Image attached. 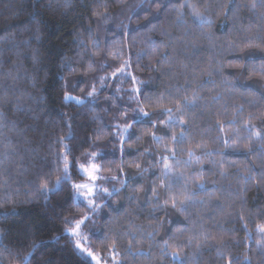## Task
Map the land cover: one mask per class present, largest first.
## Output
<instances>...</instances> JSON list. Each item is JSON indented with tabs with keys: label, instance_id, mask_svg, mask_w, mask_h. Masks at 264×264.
<instances>
[{
	"label": "trees",
	"instance_id": "1",
	"mask_svg": "<svg viewBox=\"0 0 264 264\" xmlns=\"http://www.w3.org/2000/svg\"><path fill=\"white\" fill-rule=\"evenodd\" d=\"M193 9L212 23L198 27ZM262 58L260 0H0V264H24L29 253L30 264H82L69 230L84 216L103 261L173 264L161 255L167 240L186 264H264ZM125 61L127 74L114 78ZM65 92L84 103H66ZM137 100L184 123H132ZM69 130L71 180L45 194L41 185L62 175L58 139ZM93 149L98 184L111 193L95 211L72 187L88 181L78 165ZM165 163L183 178L177 207L185 184L191 195L184 215L153 203L154 187L161 204L168 198Z\"/></svg>",
	"mask_w": 264,
	"mask_h": 264
},
{
	"label": "snow or ice",
	"instance_id": "2",
	"mask_svg": "<svg viewBox=\"0 0 264 264\" xmlns=\"http://www.w3.org/2000/svg\"><path fill=\"white\" fill-rule=\"evenodd\" d=\"M66 4H67V0H66ZM260 4L262 7H264V0H260ZM181 7H184V5H182ZM190 7V5H189ZM253 8L256 7V4L254 3L252 5ZM182 16V13H181ZM192 16L194 18V23H196V25L198 27L203 28L205 25H210L212 23L211 19L204 15L202 12L198 11L197 9H193L192 10ZM178 20L181 24L184 23L183 19L178 17ZM249 44H251V41H248ZM98 51H94L93 55H97ZM110 55H113L114 57L116 56V53H109ZM34 55H36V53H34ZM264 59V58H262ZM128 62L125 61L124 65H122L121 67H119L115 72L112 73V76L115 78L117 73H121V74H127L125 73V68L128 67ZM94 65L92 62L88 63L87 66V71H94ZM261 76L264 77V72H261ZM13 79H16L15 77H13ZM104 79V78H102ZM133 81H135V77H133ZM33 87H35V81L33 78ZM119 91V89H118ZM133 92L136 93V95H139V90L138 89H133ZM96 93V89L95 87L92 88V90L88 93L89 96H94ZM64 101L67 102H75L77 104H83L84 101L74 97L72 95H70L69 93L65 92L64 97H63ZM185 99V108H195L196 104H195V99L193 100H188L187 97L184 98ZM7 94H6V90H5V94L3 96H0V103H7ZM138 108L134 111L137 112V116L135 118H133L132 123H145V124H149L153 127H155V121L156 120H160L161 123H163L167 128L172 129L175 126L181 125L183 124V120H177L173 118L172 115V109L171 108H167L164 109V112L162 113L163 115H167L168 119L167 120H162L160 117H153L148 111H145V108L141 105V102L139 100L136 101ZM177 111H180V108H177ZM69 129H71V125L69 124ZM132 127V124L129 123H125L124 126V131L123 133H121L122 136H126L128 135V129H130ZM117 128L119 129V125H117ZM186 131V129H185ZM257 136H259V134H257ZM72 139V133L71 130H69V133L67 136H61L58 139V143L60 144L61 148H62V153L59 154L57 156V160L60 161L63 165V169H62V175L59 176L56 180L55 185H53L51 188H49V185L47 182L43 183L41 185V191L45 194L49 193V192H56L58 190H60V185L71 180V172L70 169L72 167V162L69 160V156H71L73 154V149L68 147V143H66V141H69ZM163 138L162 137H158L155 134H153V140L156 141L157 143H159ZM186 140V136L182 133L179 138L173 134L171 137V141L173 144H183ZM121 143L123 144V140H121ZM168 151L171 152V158L175 159L176 156V152L174 149L169 148L167 149ZM121 152H123V148H121ZM5 156H7L8 154L5 153ZM100 155H103L102 153ZM189 157H191L193 155V153L191 151L188 152ZM96 156L97 153L96 151L93 149L91 152L87 153L86 158H85V162L83 163H79L78 165V171L82 174L85 175L89 181V183H84V184H73L72 187L75 189L76 191V196L75 199L77 201H79L80 197H83L84 200L86 201L89 209H91L92 211H95L96 205H95V201H94V196H95V192L94 190L97 189L99 186L96 185L95 181L98 179H104L103 176L100 175V172L102 171L100 165L98 163H96ZM163 160L167 161L169 159L168 156L162 157ZM136 167H139V164L136 165ZM59 171V169H58ZM146 171V169H145ZM202 175V173H201ZM221 175H223V173H221ZM163 176V180H167L168 183L164 184L163 180L161 183L162 187L166 188V192L168 194V198L165 199L163 201V204L160 203L159 200V193L156 191L155 187L152 190V194L153 197H156V199L153 201V203L155 204L156 208H166L169 205L172 208H177V210L184 215L185 213L188 212V208L190 206V201H191V195L189 194V192L187 191V185H184V193H183V199H181L179 201V207H177V199L175 196V189H178L181 185V180L183 179L182 177H173L171 175V166L168 165L167 163H165L164 166V172L162 174ZM261 176L264 177V173H261ZM252 177H246L245 179H251ZM198 187L200 189H204L205 185L203 183H200L198 185ZM105 192H107V189H104ZM215 191V190H214ZM108 195H111V193H108ZM241 219H243V216L241 215L240 217ZM89 220L88 216H84L81 220H79L78 222L75 223L74 228L71 230V234L75 237H78V239L76 240V248L79 249V254L82 257V264H92L93 261H97V264H101V262L97 259V256L94 254L93 250L88 247L86 244L82 243L83 240H86V238L84 237L83 233L80 231L81 226L83 225L84 227H87L86 225V221ZM245 227H247L245 225ZM260 231L264 232V228H260ZM149 235H151V233H149ZM35 247V245L33 246ZM169 244L168 241L165 240L163 241V245L161 247V255L162 256H169L171 255V261L173 262V264H186L185 261H183L180 258V253L177 251H173L171 253H169L168 249H169ZM31 255V253H29V256ZM262 255H264V249H262ZM29 256H25L24 257V264H30L29 261ZM229 264H231V261L229 262ZM248 264H251L250 261H248Z\"/></svg>",
	"mask_w": 264,
	"mask_h": 264
},
{
	"label": "rangeland",
	"instance_id": "3",
	"mask_svg": "<svg viewBox=\"0 0 264 264\" xmlns=\"http://www.w3.org/2000/svg\"><path fill=\"white\" fill-rule=\"evenodd\" d=\"M98 181H99V179L96 180L95 183H96V185H98L99 187H98L97 189L94 190V192H95L94 201H95V205H96L95 210H97V208H99V206H100L99 203H100L101 197L99 196V194H105V195H106V194L109 193V191L105 192L104 189H103L102 187H100V185L98 184ZM86 183H89V181H87ZM80 199H83V200H84L83 197H80ZM84 201H85V200H84ZM85 202H86V201H85ZM80 220H81V219H80ZM78 221H79V220H77V221H75L74 223H72V227H71L70 230H69V234L72 236V238H73V242H74L75 246H76V240L78 239V237L73 236V235L71 234V230L74 228L75 223L78 222ZM80 231L83 233L84 237L86 238V240H83L82 243L86 244L88 247H90V248L93 250L94 254L97 256V259L101 262V264H118V261L114 258L113 255L110 256V259H108V260H106V261H103L101 255H99V254L94 250V248H93V246H92V244H91V242H90V240H89V236H88L86 230L84 229V226H83V225L81 226ZM78 251H79V249H78ZM93 264H97V261H93Z\"/></svg>",
	"mask_w": 264,
	"mask_h": 264
}]
</instances>
